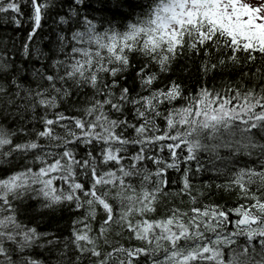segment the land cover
Returning <instances> with one entry per match:
<instances>
[{"label": "snow or ice", "instance_id": "obj_1", "mask_svg": "<svg viewBox=\"0 0 264 264\" xmlns=\"http://www.w3.org/2000/svg\"><path fill=\"white\" fill-rule=\"evenodd\" d=\"M0 18V264H264V0Z\"/></svg>", "mask_w": 264, "mask_h": 264}, {"label": "trees", "instance_id": "obj_2", "mask_svg": "<svg viewBox=\"0 0 264 264\" xmlns=\"http://www.w3.org/2000/svg\"><path fill=\"white\" fill-rule=\"evenodd\" d=\"M14 25H12V23L9 21L8 24H5L3 22V19L0 18V40L6 39L9 36H12L14 34ZM49 31V29H45V32ZM22 38V37H21ZM46 43V41H45ZM262 60H264V58H262ZM184 63V61H182V64ZM189 67H191V64L189 62ZM246 69L244 68H236L233 70H230L227 74H225V79L226 80H235L236 78H238L239 74L243 71H245ZM187 75V73H186ZM195 77L193 76V79ZM217 84L220 83L219 79L216 81ZM211 174L205 175V176H201L200 180L201 181H207L209 179V176ZM175 179V176L173 177ZM214 200L216 202H221L223 203L224 201H227L229 204L232 203H236V195L235 193H224L223 197H221V194H217V196L214 198ZM181 207H187V205H180ZM67 226H68V219L65 217L63 219L59 220V223H53L51 224V229L55 230L57 232H63L64 235H67ZM48 227V221L44 220L42 222V228H47Z\"/></svg>", "mask_w": 264, "mask_h": 264}]
</instances>
